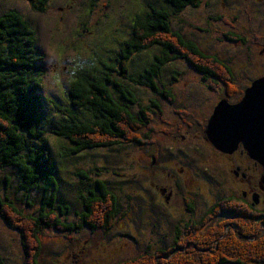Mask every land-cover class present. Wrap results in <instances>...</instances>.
<instances>
[{"label":"rangeland","instance_id":"rangeland-1","mask_svg":"<svg viewBox=\"0 0 264 264\" xmlns=\"http://www.w3.org/2000/svg\"><path fill=\"white\" fill-rule=\"evenodd\" d=\"M47 3V11L39 13L26 0H0V15L14 9L25 16L38 34L37 49L43 56V61L39 64L44 71L42 89L39 94L44 104V114L48 118V125L44 128L46 140L44 143L40 142L39 146L51 150L60 182V201L72 207V212L67 217L70 222L77 221L76 213L84 210L82 196H88L90 190L96 189L97 180L104 181L117 196L119 215L114 221L113 229L106 233L101 231L93 233L86 228L74 235L73 239H69L57 230L45 231L40 236L43 249L39 264H119L142 257L148 252L151 254L170 248L178 237L174 233L176 225L184 224L181 222L188 221L191 214L186 206L188 201L184 202L173 194L171 204L167 205L159 199L151 187L153 179L151 172L160 173L153 179V184H156L161 180L155 178H161L162 174L167 173L164 171L168 170L166 161L169 158H178L175 149L174 154L169 151L167 155H161L163 161L159 167L152 166V163L148 161L152 159L151 155L157 149H164L167 146L164 140L168 138L160 137L161 134L147 130L144 134V138L148 141L147 145L142 140H138L127 145L120 144L111 148L89 150L72 158H62L59 150L61 144L66 145V143L59 142L58 137L53 133L60 117L57 116L51 103V101L60 103L66 100V90L75 74L94 66L99 62L100 57L117 58L123 42L129 40L134 17L148 13L152 7H164V0H47ZM244 6L245 0H204L198 8L187 7L179 13H173L170 7L172 12L170 23L174 30L184 32L185 38L195 41L204 52L225 61L230 67L231 75L236 76L239 60H245L246 56H251L250 43L237 48L225 42L223 35L226 32H234L235 29L226 23L218 22L215 18L223 16L221 14L233 17L234 12L241 15V11L245 13L242 8ZM227 20V22L232 21L231 18ZM255 24L254 21L243 20L241 32L244 33L241 34L245 36L250 33L249 29L256 30ZM158 53L157 49H152L135 55L131 60L130 73L137 76L155 60L154 56ZM174 72L180 73L179 83L171 81L174 75L177 76ZM245 72L253 75V72L247 69ZM112 74L123 81L121 75L115 72ZM162 76L167 85L162 78L158 79V85L163 87L162 89L171 91L170 95L175 100L176 107L180 104L182 97L186 96L189 102L200 104L203 102V95L210 93L201 78L189 70L184 63L176 62L172 67H166ZM124 82L138 100L133 105L134 113L137 114L145 108L149 116L154 117V122L162 123L158 115L170 96L164 97L142 85L135 86L128 81ZM152 105L154 109L157 108L155 112L147 108ZM177 109L180 110V107ZM153 124L152 122L148 129ZM209 125L206 130L207 135ZM142 145L146 147L141 149ZM187 150L188 147L184 152ZM62 151L65 152V148ZM194 158L200 160V170L197 171L193 166H189L194 175L193 181L184 182L182 185L177 184V193L179 196L182 192L188 194L190 192V196L195 193L196 213L192 222L195 221L196 225L188 227V232L180 237L179 243L183 247L178 248L171 255L173 257L178 252L187 260L191 258L193 263L207 260L210 254L208 252L204 258L205 252L211 245L214 246L213 242L208 244L213 237L209 240L206 238L204 241L199 221L207 219L208 217H205L207 210L228 194L225 189L212 194L210 189L212 181L208 180L203 171V162L207 161V157L197 152ZM15 174L13 170H7L0 176V195L22 202V207L29 213H37L41 206L42 194L37 191L16 193L18 181ZM7 175L14 177L8 183V187L5 186L4 181ZM172 186L173 183L170 182V187ZM205 188L208 191H205ZM165 196L169 199L168 191H165ZM238 197L242 195L239 194ZM226 199H223L221 206L237 209L239 200L234 205ZM174 200L179 203L175 204ZM28 203H33V206L28 207ZM241 224L244 225V223ZM259 227L255 231L261 234L263 227L262 225ZM251 231L253 232V229ZM233 234L221 240L218 239L221 253L218 252V248H214L217 258L222 257V254L232 255L230 252L232 249L225 246H228L227 243L233 236L239 237V234ZM186 235L187 239L184 238ZM201 238L204 240H200ZM246 238L250 240L249 236ZM253 240L257 238L254 237ZM260 244L264 246V241ZM0 257L1 264H25L26 261L20 233L8 226L1 217Z\"/></svg>","mask_w":264,"mask_h":264},{"label":"trees","instance_id":"trees-1","mask_svg":"<svg viewBox=\"0 0 264 264\" xmlns=\"http://www.w3.org/2000/svg\"><path fill=\"white\" fill-rule=\"evenodd\" d=\"M26 1L39 13L48 9L47 0ZM164 2V7H152L148 13L134 17L129 40L123 42L117 58L100 57L94 66L74 75L66 90V100L60 103L51 101L60 117L53 133L59 142L66 143H62L59 150L62 158L142 140L145 129L155 123L154 117H150L145 108H142V113H134L132 106L138 100L124 81L142 85L164 97L170 95L171 91L160 88L157 81L162 69L177 59L194 64L206 77L232 76L225 61L203 52L194 41L186 39L171 26L172 12L179 13L187 7L198 8L204 0ZM38 45L37 31L23 14L13 9L0 15V176L7 170H13L18 181L16 193L37 191L42 194L41 206L35 214L27 212L22 202L0 195V217L20 233L25 264H39L43 249L40 236L45 231L57 230L69 239L86 228L93 233H106L113 229L119 215L117 196L104 181L97 180L98 193L90 190L89 196H82L84 210L76 213L77 221L70 222L67 218L72 207L60 201L55 160L51 150L39 146L46 140L44 128L48 125V118L39 94L44 71L39 64L43 56L39 54ZM152 49L159 51L154 56L155 60L139 75H132V58ZM114 72L121 75L123 81L114 77ZM147 108L155 111L153 105ZM64 148L65 152L62 151ZM13 179L7 175L5 186L8 187ZM28 205L32 207L33 203ZM188 210L195 211L193 202L188 204ZM214 214L215 211L212 216ZM191 225L196 223L176 227L178 237L170 248L148 252L119 264H264V246L260 244L264 240L247 242L236 236L225 246L232 249L231 256L222 254L217 258L211 245L204 255L206 258L209 252L210 257L204 261L193 263L191 258L187 260L177 251L172 257L175 250L183 247L179 243L180 237L188 232ZM207 235L209 233L204 234ZM184 238L187 239V235ZM217 248L221 253L219 246Z\"/></svg>","mask_w":264,"mask_h":264},{"label":"flooded vegetation","instance_id":"flooded-vegetation-1","mask_svg":"<svg viewBox=\"0 0 264 264\" xmlns=\"http://www.w3.org/2000/svg\"><path fill=\"white\" fill-rule=\"evenodd\" d=\"M242 8L245 13L241 11V15L234 12L233 17L221 14L223 16L215 18L218 22L226 23L235 29L234 32H226L223 35L226 39L225 42H229L237 48L244 47L247 43H250L251 56H246L245 60H239L238 68L236 69L238 72H235V74L237 73L236 76H232L229 79L228 77L215 75L206 77L197 66L184 59L173 60L162 69L160 78L166 84L162 76L163 70L166 67L174 66L176 62L184 63L189 70L201 78L210 93L203 95V102H200V104L189 102L186 96L182 97L180 104L177 106L180 107L181 111L175 106V100L172 99V95H169V100L163 104L164 107L158 115L162 123L155 122L158 127L155 124L153 126L155 128L153 132L161 134L160 137L168 138L164 140L167 146L164 149H157L151 155L152 159H148L152 166L159 167L163 161V158L161 160L162 154L167 155L169 151L174 154L177 150L178 158H169L166 161L168 162L166 165L168 170L164 171L167 173L165 175L162 174L163 177L161 178H155L161 181L153 184L154 177L160 173L151 172L153 178L151 187L159 199L167 205L171 204V197L175 194L174 196L178 199H183L184 202L188 201V204L193 202L195 206V193L191 194V197L190 192L188 194L181 191L182 195L179 196L177 184L182 185L184 182H192L194 175L188 167L193 166L197 171L200 170V160L195 159L194 156L197 155V152L206 155L207 161L203 162V171L208 180L212 181L210 185L212 194L222 189L228 191V194L220 198L219 202L207 210L205 217L208 218H203L204 220L198 223L200 232L205 238V240L204 238L200 240L206 241V238L209 240L213 237L210 241L214 243L213 249L218 247V239L221 240L232 233H234L233 235L239 234L237 238L247 242L264 240V166L251 155L243 141L232 145L233 149L231 150H222L213 144L206 131L216 108L220 105H225L226 108L239 105L254 82L264 77V0H245V6ZM227 18H231L232 21L227 22ZM243 20L254 21L257 29H249L250 33L243 36L241 34L244 33L241 32ZM178 32L184 37L186 36L184 32L179 30ZM245 69L253 72V75L246 73ZM174 73L177 76L174 75L171 81L179 83L181 80L180 73ZM140 113H142V110ZM147 142L146 140L145 143ZM144 147L146 146L141 147V149H144ZM187 147L188 150L184 152ZM201 149L202 151H200ZM179 152H182V154H179ZM170 182L173 183L172 187H170ZM204 190L208 191L206 188ZM165 191L169 192V199L166 198ZM239 194L242 197H238ZM225 198H227V201L234 203V205L239 200L237 209L221 206ZM174 202L175 204L179 203V201L175 200ZM188 204L186 205L187 208ZM214 211L215 214L212 216ZM195 213L196 210L193 213L190 212L191 218L181 223H193L192 220L195 218ZM241 223H244V225ZM258 224L263 227L261 234L255 231L257 226H261ZM178 225L180 223L176 227ZM243 227L247 229H241ZM237 229L241 230L238 232L236 231ZM252 229L253 232L251 231ZM206 233H209V235L204 236ZM246 236H249L250 240ZM254 237L257 240H253Z\"/></svg>","mask_w":264,"mask_h":264},{"label":"water","instance_id":"water-1","mask_svg":"<svg viewBox=\"0 0 264 264\" xmlns=\"http://www.w3.org/2000/svg\"><path fill=\"white\" fill-rule=\"evenodd\" d=\"M208 136L222 150H231L232 145L243 141L251 155L264 166V77L254 82L239 105L216 108Z\"/></svg>","mask_w":264,"mask_h":264},{"label":"clouds","instance_id":"clouds-1","mask_svg":"<svg viewBox=\"0 0 264 264\" xmlns=\"http://www.w3.org/2000/svg\"><path fill=\"white\" fill-rule=\"evenodd\" d=\"M147 130H148V131H154L155 129H151V128L148 129V128H147ZM147 130H146V131H147ZM153 133H154V132H153ZM144 134H145V133H144ZM144 134H143V137H142V141H143V142H145V140H146V139L144 138ZM150 141H151V140H150ZM147 143H148V142H147Z\"/></svg>","mask_w":264,"mask_h":264},{"label":"bare ground","instance_id":"bare-ground-1","mask_svg":"<svg viewBox=\"0 0 264 264\" xmlns=\"http://www.w3.org/2000/svg\"><path fill=\"white\" fill-rule=\"evenodd\" d=\"M224 140H225V139H222V140H221L223 144L225 143Z\"/></svg>","mask_w":264,"mask_h":264}]
</instances>
